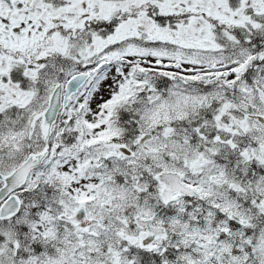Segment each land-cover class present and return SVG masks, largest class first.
Here are the masks:
<instances>
[{
    "label": "snow or ice",
    "instance_id": "snow-or-ice-1",
    "mask_svg": "<svg viewBox=\"0 0 264 264\" xmlns=\"http://www.w3.org/2000/svg\"><path fill=\"white\" fill-rule=\"evenodd\" d=\"M0 264H264V0H0Z\"/></svg>",
    "mask_w": 264,
    "mask_h": 264
}]
</instances>
